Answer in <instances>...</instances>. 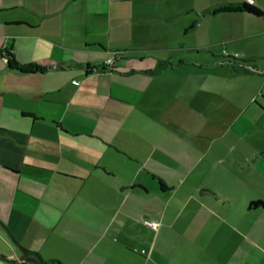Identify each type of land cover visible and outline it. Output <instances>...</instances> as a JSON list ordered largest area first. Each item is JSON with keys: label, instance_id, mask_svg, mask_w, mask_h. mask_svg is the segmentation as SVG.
<instances>
[{"label": "crops", "instance_id": "1", "mask_svg": "<svg viewBox=\"0 0 264 264\" xmlns=\"http://www.w3.org/2000/svg\"><path fill=\"white\" fill-rule=\"evenodd\" d=\"M240 2L262 14L218 10ZM191 8L251 27L229 43L243 65L217 62L243 83L201 96L231 103L233 121L261 118L264 55L241 40L264 36V0H0V264H36L22 248L60 264H264V205L251 204L264 197L238 168L264 177V150L215 145L222 133L181 146L157 127L172 120L142 112L178 99L153 83L151 28Z\"/></svg>", "mask_w": 264, "mask_h": 264}, {"label": "rangeland", "instance_id": "2", "mask_svg": "<svg viewBox=\"0 0 264 264\" xmlns=\"http://www.w3.org/2000/svg\"><path fill=\"white\" fill-rule=\"evenodd\" d=\"M170 1L178 2L179 0ZM193 1L199 4L207 0ZM186 12L188 13L181 17L177 16L167 23L160 22L152 27V33H158L159 36L146 42L143 48L145 54L153 52L164 56L155 55L162 58L156 68L157 71L162 69L164 72L159 74L153 83L161 88H168L169 93L175 92L178 99L172 106L161 105V107L150 110L144 109L142 112L172 120L173 125L159 122L157 127L162 132H166L164 128L175 132L176 141L181 146L186 144L185 141L189 147L206 146L211 142L209 135L222 133L225 135L223 139L225 142L216 140L215 145L230 148L229 138L234 136L235 145L241 152L247 153L253 148L264 150V116L250 121L245 119L244 115L239 121H233L229 112L232 107L231 103L225 101L221 104H214L201 96L202 89L205 87L243 83L240 79L244 76H229L230 70L217 67V62L223 63L231 60L233 61L229 63L231 65L243 63L241 59L248 57L249 53L245 50L232 49L229 43L235 41L233 38L236 34L250 31L251 27L234 20L222 21L219 15L213 17L212 14L216 12V9L206 10L208 16L192 8ZM258 30L264 33V28H258ZM243 39L241 40L242 45L247 47L249 45L248 48L255 52L254 55H264V36L250 40L248 37ZM249 69L255 71L252 68ZM252 75L259 74L252 73ZM257 98L264 104L259 96ZM162 99L160 103L164 101ZM258 100L255 102L264 109V105ZM208 108L211 111H208ZM257 155L262 154L257 152ZM238 168L241 179L248 177L249 180H254L253 177L256 178L255 196L264 197V177H261L258 171L249 170L242 165H238ZM223 175L229 177L231 172L224 170Z\"/></svg>", "mask_w": 264, "mask_h": 264}, {"label": "trees", "instance_id": "3", "mask_svg": "<svg viewBox=\"0 0 264 264\" xmlns=\"http://www.w3.org/2000/svg\"><path fill=\"white\" fill-rule=\"evenodd\" d=\"M218 10H222V11H234V10H244L246 12L255 14V15H261L262 11L253 6L250 5L247 2H240V3H229L226 5H222L219 7ZM4 54H7L8 56H12V52L10 51H6L4 52ZM8 62L16 69L22 71V72H29V71H33L35 69V67L31 66V65H19L17 63H15V61L13 60V63H11V60L8 58ZM226 62L228 63H232L233 61L231 60H226ZM239 65H243V63H237ZM233 66H235L236 64H232ZM103 69H105L106 67L103 65L102 67ZM158 68V67H157ZM249 70V69H248ZM251 204L253 205H264V200H256V201H252ZM22 255H21V260H29V261H33L36 264H60V262L58 260L56 261H46L44 259H42V257L39 255V253L32 251V250H28L26 248H22ZM56 262V263H55Z\"/></svg>", "mask_w": 264, "mask_h": 264}, {"label": "built area", "instance_id": "4", "mask_svg": "<svg viewBox=\"0 0 264 264\" xmlns=\"http://www.w3.org/2000/svg\"><path fill=\"white\" fill-rule=\"evenodd\" d=\"M117 56L116 55H113L112 57L110 58H107L104 62H103V65L108 68V69H112L114 67V64H115V60H116ZM4 61L8 62V55L7 54H4ZM148 224L153 227V228H157L158 226V222L155 221V220H149L147 221ZM144 250H142L143 252Z\"/></svg>", "mask_w": 264, "mask_h": 264}]
</instances>
